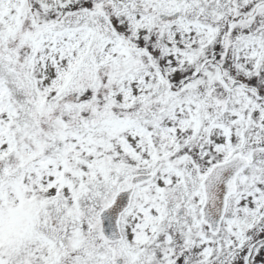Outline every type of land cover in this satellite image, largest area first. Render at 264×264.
Wrapping results in <instances>:
<instances>
[{
    "label": "snow or ice",
    "instance_id": "obj_1",
    "mask_svg": "<svg viewBox=\"0 0 264 264\" xmlns=\"http://www.w3.org/2000/svg\"><path fill=\"white\" fill-rule=\"evenodd\" d=\"M0 264H264V0H0Z\"/></svg>",
    "mask_w": 264,
    "mask_h": 264
}]
</instances>
